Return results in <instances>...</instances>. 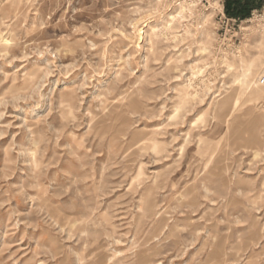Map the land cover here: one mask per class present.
I'll return each instance as SVG.
<instances>
[{
    "label": "rangeland",
    "instance_id": "374dc122",
    "mask_svg": "<svg viewBox=\"0 0 264 264\" xmlns=\"http://www.w3.org/2000/svg\"><path fill=\"white\" fill-rule=\"evenodd\" d=\"M191 1L193 12L171 31L181 35L164 38L152 28L173 10L171 0H0V264H264V198L250 195L243 178L230 190L208 175L219 163L211 153L220 118L255 146L264 0L244 19L227 16L222 0ZM96 61L102 74L91 83L112 105V143L102 151L74 146L63 115L51 112V82L82 83ZM194 69L200 93L182 100ZM258 136L264 145V129ZM157 142L171 158L154 156ZM191 155L202 163L198 178L189 177ZM243 172L257 175L251 163ZM186 178L214 188L193 197Z\"/></svg>",
    "mask_w": 264,
    "mask_h": 264
},
{
    "label": "clouds",
    "instance_id": "9594fccd",
    "mask_svg": "<svg viewBox=\"0 0 264 264\" xmlns=\"http://www.w3.org/2000/svg\"><path fill=\"white\" fill-rule=\"evenodd\" d=\"M75 56L76 54L73 53ZM91 59V56H90ZM102 61H96L94 64L88 65L91 71H85L84 79L82 83L65 82V81H53L50 84L51 90H53L58 97V103L54 104L51 112H59L63 115V123L61 125L62 131L66 135H69L73 139L74 146L83 147L85 143L93 144L97 151H102L109 147L112 143V135L110 130L106 127L111 113L109 108L111 103H105V95L103 89H97L95 85H92L91 81L96 76L102 74V68L98 67V64H102ZM71 84V86H70ZM91 89V90H89ZM43 97H40L36 102V106H42L40 101ZM202 111V109H201ZM49 112V115H51ZM181 110L177 109V114L172 117L173 121H178ZM199 112L193 114V119H197ZM47 116L36 121V125L47 124ZM190 123L189 121H185ZM78 129H84L81 134ZM47 133V139L52 137V131L50 129L45 130ZM215 135L219 137V143L213 146V152L211 155L219 160V163L209 169L208 175L224 178L227 181V186L231 190L235 182L243 178L248 181L247 191L250 193H260L264 198V187L258 186V181H264V145L259 148H254L245 139V134L240 133L237 135L236 130L233 128V124L229 121L225 125V118L222 117L217 120L213 126ZM165 133L161 131L160 135ZM205 134V133H201ZM182 135L177 139H182ZM45 140V136H41V141ZM195 143V141H194ZM174 150V149H173ZM155 157L161 159L171 158V152L169 151V145L166 143L157 142L156 147L152 149ZM241 155L244 156V160L241 161ZM191 167L189 169V177L198 178L201 173L202 163L198 162L195 155L190 157ZM240 163V169L237 170L235 165ZM251 163L252 170L257 173L255 177H245L243 169ZM143 170V169H142ZM176 171L175 164L169 165L168 175L171 176ZM183 176V173H181ZM195 178H186L185 187L192 186L193 197H199L202 195L204 187L214 188V185L207 181H201L196 183ZM167 186V185H165ZM135 188L129 192V196L135 201ZM155 194V190L153 192ZM235 195V192L232 193ZM140 207L136 208L135 202H133V208H136V212L143 219L147 215V211L144 207V198L141 195ZM155 213V209H152ZM163 235V232H161ZM159 236L156 237L159 240Z\"/></svg>",
    "mask_w": 264,
    "mask_h": 264
},
{
    "label": "bare ground",
    "instance_id": "6f19581e",
    "mask_svg": "<svg viewBox=\"0 0 264 264\" xmlns=\"http://www.w3.org/2000/svg\"><path fill=\"white\" fill-rule=\"evenodd\" d=\"M173 3H174L173 10H171L168 14H166V18L164 20H162L163 23H161V26H159L160 28H158L156 26H155L156 28H154V27L152 28V34L155 35V37H156L157 34H159L160 36H162L164 38H176V37L180 36L181 34H179V35L173 34L172 35L171 31L174 28V23H177V22H179V20H181V19L187 17L188 15H190L193 12L194 7L196 6V3H194V1H191V0L190 1H186V2H177V3L173 2ZM215 6H217V5H216L215 2H213L211 7H215ZM218 7H219V9L222 8L221 5H219ZM187 29H188V27L185 24L183 26V28H182L183 33H186ZM135 32H138V31H135ZM140 36H139V38H140ZM3 40L7 41L6 39H3ZM3 40L1 39V41H3ZM199 49L201 51H206V49H209V48H205L203 45H201L199 47ZM229 66H230V64L228 63V67ZM249 66H250V63L249 64L248 63L244 64V67L246 68L245 71H244V75L245 76H246V74L249 71ZM199 72H200L199 69H194L192 74L187 78L188 79V83L185 84L184 86H182L181 89H180V93H179V98L180 99L184 100V99L188 98L189 96H195V95L197 96V94L200 93V92L198 93V90L196 88L192 87V83H191V80L195 79ZM262 81H264V74L261 77H258V78H256L254 80V85H253L254 90L258 91L260 89V86H262L263 90H264V86L262 84ZM254 125H255V128H254L255 129V133H254L255 146H254V148H259V147H261L263 145L262 141L260 140V138L258 136V132L260 130L264 129V112L263 111H261L259 113L257 121L255 122Z\"/></svg>",
    "mask_w": 264,
    "mask_h": 264
},
{
    "label": "trees",
    "instance_id": "16d2710c",
    "mask_svg": "<svg viewBox=\"0 0 264 264\" xmlns=\"http://www.w3.org/2000/svg\"><path fill=\"white\" fill-rule=\"evenodd\" d=\"M263 0H222L223 10L229 17L244 19L261 7Z\"/></svg>",
    "mask_w": 264,
    "mask_h": 264
},
{
    "label": "built area",
    "instance_id": "2783aa9c",
    "mask_svg": "<svg viewBox=\"0 0 264 264\" xmlns=\"http://www.w3.org/2000/svg\"><path fill=\"white\" fill-rule=\"evenodd\" d=\"M171 1L177 3V2H186V1H190V0H171Z\"/></svg>",
    "mask_w": 264,
    "mask_h": 264
}]
</instances>
